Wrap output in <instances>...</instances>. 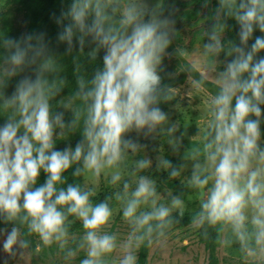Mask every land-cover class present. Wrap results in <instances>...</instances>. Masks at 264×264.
<instances>
[{
    "label": "clouds",
    "instance_id": "9594fccd",
    "mask_svg": "<svg viewBox=\"0 0 264 264\" xmlns=\"http://www.w3.org/2000/svg\"><path fill=\"white\" fill-rule=\"evenodd\" d=\"M238 25L236 40L221 39L226 18ZM56 41L65 45V54L88 51L96 59L103 49L102 62L91 78L77 79L73 96L61 103L70 110L53 111L50 101L63 84L60 64L45 33H25L19 37L0 35V112H7L0 124V249L15 252L29 247L19 225H26L44 245L68 243L69 215L80 220L83 234L76 249L67 248L65 259L83 249L79 264H106L105 254L117 248V235L102 231L111 215L107 200L93 203L92 189L63 183V173L107 172L108 183L118 190L122 217L130 231L122 242L118 264H136L134 249L153 234L162 236L174 222L173 211L182 215L185 202L179 194H169V202L158 203L155 180L143 170L167 169L169 177L190 170L187 187L203 191L199 210L192 222L198 228L219 225L222 243L239 245L253 264H264V139L261 124L264 105V35L253 38L254 28L264 33V0H218L211 27L205 32L203 55L223 63L216 69L207 64L191 84L204 87L207 80L216 91L206 104V119L196 135L200 141L184 153L183 163L172 166L163 156L127 157L146 145L126 136L157 139L163 134L175 148V125L168 124L160 105L170 99L162 85L160 69L174 32V21L163 15L160 0H69L59 15ZM252 39L249 45L248 41ZM231 57L223 62L218 57ZM221 65V64H220ZM26 68L31 74L18 79L10 95L2 91L8 79ZM79 100L80 106L72 107ZM81 139L74 146L54 147L56 137L77 125ZM75 165V167H73ZM43 183L37 185L40 173Z\"/></svg>",
    "mask_w": 264,
    "mask_h": 264
},
{
    "label": "rangeland",
    "instance_id": "374dc122",
    "mask_svg": "<svg viewBox=\"0 0 264 264\" xmlns=\"http://www.w3.org/2000/svg\"><path fill=\"white\" fill-rule=\"evenodd\" d=\"M148 3L151 5L153 0H148ZM160 4L163 7V15H170L174 21L171 51H166L162 59L161 69L168 74L177 75L180 66L183 64L182 59L189 62L199 72L207 64L214 63L217 70L220 67L222 68L223 63L213 57L203 55L205 32L213 23L218 0H160ZM0 12H6L8 16L12 17L14 28L19 34L23 35L27 32V24L31 14L30 7L27 4L15 3L8 5L6 0H0ZM221 39L225 43V51H227L229 45L225 29ZM218 59L227 62L230 57H225L221 53ZM26 74H31L30 68H26L16 76L11 77L2 89L4 94L6 96L10 95L16 81ZM191 80L192 78L187 76L182 84L170 89L171 94L175 97V102L166 111L168 124L165 127L175 125L176 130L173 136L178 139L179 143L173 148L167 144V138L163 134L153 140L142 136L138 137L136 133L129 132L126 136H131L141 144L146 145L145 151L141 149L135 157L132 155L127 157L129 165H131L132 159L141 158L145 154L149 157H164V152L167 150L173 159L174 166H178L184 162V153L200 141V136L196 134L198 129H202L205 124L206 104L212 94L205 87L201 89L194 88ZM72 96L73 94H69L66 101ZM80 104L79 100H75L72 102V107L80 106ZM66 111L71 113L70 110ZM80 128V125H77L73 131L56 137L54 147L63 149L66 145L74 146V143L78 141L76 134L80 133ZM189 171L185 169L179 176L169 177L167 169L157 170L153 165V168L143 170L140 174L151 176L156 185H161L159 189H156V198L157 201L162 199L163 203L167 204L169 194H174V192L173 187L168 186L164 181L176 179L184 185ZM62 175L65 178L68 176L67 172ZM74 177L80 186L92 189L93 195H100L96 201H92L93 203L106 200L105 193L110 195L107 202L112 208V215L101 230L116 233L117 248L113 252L105 254V259L106 264H118L120 257L123 255L122 242L130 231V225L122 217L121 203L113 196V193L118 189L108 183L109 176L107 172L98 177H93L91 173H82ZM202 198V190H188L186 199H183L185 202L183 213L198 211ZM172 214H177V212L173 211ZM5 227L10 228L11 225ZM67 227L69 236L65 249L59 248L56 242L44 245L38 235L34 233L31 237L35 240V251L31 252L28 248H17L15 252L0 249V264H10V262L12 264H79V261L85 257V251L78 249L73 257L65 259V250L67 248L76 249V243L84 230L80 220L67 219ZM198 233L199 228L192 221L186 225H171L166 229L164 235H154L148 240L144 264H207V251L200 241ZM223 237L224 233L222 232L220 245L216 249L220 264H244V262L250 261L241 253L238 244L233 243L230 246H225L222 243ZM134 252L138 259V247L134 249Z\"/></svg>",
    "mask_w": 264,
    "mask_h": 264
},
{
    "label": "trees",
    "instance_id": "16d2710c",
    "mask_svg": "<svg viewBox=\"0 0 264 264\" xmlns=\"http://www.w3.org/2000/svg\"><path fill=\"white\" fill-rule=\"evenodd\" d=\"M8 5H13L15 3L27 4L30 7L31 14L29 16L28 24H27V32L26 33H38L43 32L45 33V38L49 43V47L51 51L57 55V60L60 64V71L59 77L63 79L62 89L60 93L54 97L51 101V108L53 111H63L64 112V120L67 122L71 119V113H67L65 109L61 106V103L66 101V97L69 94H74V91L77 87V79L83 78L88 80L91 78L93 72L100 66L102 62L103 56V49L97 51L96 59H90L88 55V51L93 46L91 43H86L84 47V51H76L73 49V52L65 54V45L63 43H58L56 41V34L60 30V26L55 23L54 15H59L61 9L66 8L69 0H6ZM226 37L229 40H236L238 43V38L236 37V32L238 31V25L236 24L235 20L232 18H226ZM5 34L6 36L10 37H19V34L13 25L12 17L8 16L6 12H0V35ZM264 35L258 29L254 28L253 31V38L256 36ZM252 39L248 41L250 45L252 43ZM170 43L168 49L166 51H171ZM260 56H264V50H261L257 53V58ZM231 59V57H230ZM183 64L180 66L177 75H171L160 69V75L162 77V85H166L168 88V93L170 99L160 105L162 110L165 112L168 110L170 105L175 102V97L171 94L170 89L178 84H182L187 76L193 78H198L200 72L192 66L189 62L182 59ZM9 80V79H8ZM7 80V81H8ZM205 89L213 94L216 91V86L214 81L207 80L204 85ZM81 105V104H80ZM262 107V116H264V105ZM7 112H0V124H3L6 120ZM82 127V123L80 124ZM262 130V139H264V122L261 124ZM165 136V135H164ZM76 138L78 140L81 139L80 133L76 134ZM75 145V143H74ZM164 158H167L171 165L174 166L173 159L169 155L168 151L165 150ZM68 176L65 178L63 177V183L58 184L57 187H64L68 183L78 184L76 178L72 175V168L70 167L66 170ZM168 172V170H167ZM70 173V175H69ZM46 174L43 172L40 173V176L37 178V185L39 183H43L44 177ZM168 186L173 187L174 194H179L182 199H186L188 190H197L195 188H189L186 184H180L176 179L172 180H165L164 181ZM80 186V185H79ZM81 188L85 189L84 187L80 186ZM161 187L160 184L156 185V189ZM100 195H91L90 200L96 201ZM104 196L106 200H109L110 195L105 193ZM164 201L158 200V203H163ZM197 211L193 212H184L182 215L172 214L175 218L174 225H186L192 221L193 214ZM68 219H74L78 221V219L73 216L69 215ZM172 224V225H173ZM11 224H0V227L10 226ZM17 226L20 228L23 238L28 239L30 241L29 247H27L31 252L35 251V240L31 237L32 234L27 232L26 225H19ZM199 239L204 244V247L207 251V264H220L219 259L216 255V249L220 245L222 232L219 230V225L215 226H205L204 228H199ZM155 234H153L154 236ZM152 236V237H153ZM147 247H148V240L146 239L143 243L140 244L138 247L139 255L138 259L136 260V264H144L147 254ZM10 264H12L10 262ZM244 264H253L252 261L244 262Z\"/></svg>",
    "mask_w": 264,
    "mask_h": 264
}]
</instances>
